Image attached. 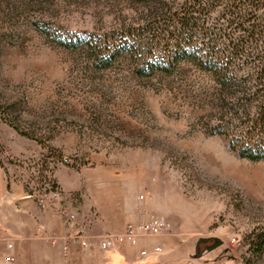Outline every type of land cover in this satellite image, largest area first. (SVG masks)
<instances>
[{
    "label": "rangeland",
    "instance_id": "374dc122",
    "mask_svg": "<svg viewBox=\"0 0 264 264\" xmlns=\"http://www.w3.org/2000/svg\"><path fill=\"white\" fill-rule=\"evenodd\" d=\"M183 1L0 0V165L44 194L69 232L93 226L101 239L137 216L164 218L150 237L167 234L168 256L143 264H264V161L207 132L212 76L186 60L139 76L129 54L103 66L106 41L121 35L166 44ZM61 168L77 177L74 191L58 182Z\"/></svg>",
    "mask_w": 264,
    "mask_h": 264
},
{
    "label": "trees",
    "instance_id": "16d2710c",
    "mask_svg": "<svg viewBox=\"0 0 264 264\" xmlns=\"http://www.w3.org/2000/svg\"><path fill=\"white\" fill-rule=\"evenodd\" d=\"M164 27L161 47L157 35L146 45L132 35L106 41L103 66L129 54L144 77L171 74L183 60L195 63L217 84V118L207 132L239 157L264 161V0H184Z\"/></svg>",
    "mask_w": 264,
    "mask_h": 264
},
{
    "label": "crops",
    "instance_id": "0c3cea01",
    "mask_svg": "<svg viewBox=\"0 0 264 264\" xmlns=\"http://www.w3.org/2000/svg\"><path fill=\"white\" fill-rule=\"evenodd\" d=\"M55 176L66 192L78 187L77 177L69 169L61 168ZM27 195L24 181L13 176L8 178L0 165V264H143L149 256L153 258L148 263L168 256L167 234L143 237L137 246L121 243L105 250L100 246V233H94L93 226L87 227L90 237L87 249L72 243L65 251L63 238L69 229L63 216L56 208L40 207L34 198ZM149 219L140 215L136 223ZM84 221L83 217H78L79 223ZM125 226L119 233L124 231ZM9 244L13 248H9ZM155 246L161 247V253L154 252ZM144 248L149 249V255L140 254ZM8 254L15 256L14 263L6 260Z\"/></svg>",
    "mask_w": 264,
    "mask_h": 264
},
{
    "label": "built area",
    "instance_id": "2783aa9c",
    "mask_svg": "<svg viewBox=\"0 0 264 264\" xmlns=\"http://www.w3.org/2000/svg\"><path fill=\"white\" fill-rule=\"evenodd\" d=\"M28 197L36 198L40 207L45 208L47 204V197L41 193L30 194ZM50 197L53 200H58L61 197V193L58 190H51ZM66 219L69 223L74 224L77 221V214L70 212L67 214ZM168 228V223L164 218L154 217L149 220L142 221L140 223H128L122 233L104 235L100 240V246L102 249H109L116 247L121 243H128L132 246L140 244L142 237H150L164 232ZM56 243V240H53ZM64 250L67 251L69 245L72 243L79 244L83 248L90 246V237L85 229L76 227L73 231L69 232L64 238ZM9 248H13L12 244L8 245ZM161 247L155 246L154 252H160ZM150 251L147 248L141 250L142 256L149 255ZM6 260L9 263H14L16 258L13 254L6 255Z\"/></svg>",
    "mask_w": 264,
    "mask_h": 264
}]
</instances>
